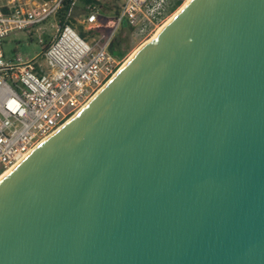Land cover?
Returning <instances> with one entry per match:
<instances>
[{"label":"water","instance_id":"1","mask_svg":"<svg viewBox=\"0 0 264 264\" xmlns=\"http://www.w3.org/2000/svg\"><path fill=\"white\" fill-rule=\"evenodd\" d=\"M0 264H264V0H190L0 179Z\"/></svg>","mask_w":264,"mask_h":264},{"label":"built area","instance_id":"2","mask_svg":"<svg viewBox=\"0 0 264 264\" xmlns=\"http://www.w3.org/2000/svg\"><path fill=\"white\" fill-rule=\"evenodd\" d=\"M174 1L120 0V15L110 21L112 31L83 37L59 16L65 0H0L1 175L68 123L124 65V58L111 52L123 22L134 34L146 35L164 23ZM100 9L96 3L86 5L81 21L86 31L102 26ZM51 19L54 36L40 40L43 46L48 42L43 62L6 57L3 45L11 33L40 30Z\"/></svg>","mask_w":264,"mask_h":264},{"label":"rangeland","instance_id":"3","mask_svg":"<svg viewBox=\"0 0 264 264\" xmlns=\"http://www.w3.org/2000/svg\"><path fill=\"white\" fill-rule=\"evenodd\" d=\"M103 3H112L114 5H118V3L115 0H101ZM188 0H184L183 5ZM120 3V0L118 1ZM182 5V6H183ZM181 6V7H182ZM85 5L80 1L77 0L76 5L72 9V16L79 22L86 17L85 13ZM178 8L175 12L171 13L167 19L164 21V23L171 18L177 11H179ZM114 19L113 13L108 12L105 9H100L99 13V20L102 23V26L97 28L98 33H103L105 35H108L112 30H110V21ZM53 20H49L46 24L41 26L40 30L33 31V32H27V31H16L11 33L6 39L5 43L3 45V50L8 59L14 60L18 56H21L26 59H33L37 57L38 61H44L43 60V51L44 46L40 42L41 39L44 41H49L54 36V29H53ZM163 23V24H164ZM161 24L160 27L163 25ZM72 26L76 29L78 33H80L79 30V24ZM159 27L154 29L153 31H150L148 34L143 36H138L133 33L131 30H125L122 33L120 30L118 31L117 35H122L123 37H127L129 41L130 51L128 54L124 57V61L126 62L129 57L134 53L136 49H138L142 44L150 40L158 31Z\"/></svg>","mask_w":264,"mask_h":264},{"label":"trees","instance_id":"4","mask_svg":"<svg viewBox=\"0 0 264 264\" xmlns=\"http://www.w3.org/2000/svg\"><path fill=\"white\" fill-rule=\"evenodd\" d=\"M73 1L74 0H65L64 8L61 10L60 15H59L60 18L62 19V22L71 23L73 25L79 24L80 34L83 37H87V35L94 36L95 34H98V31L95 29L86 31L84 29V25L79 23L73 16L69 18L67 17L72 7ZM80 1L85 6L92 4V3H96L101 7L102 10L105 9L108 12L113 13L114 18L120 15V12H121L120 3L118 2L119 0H115L118 3V5H114L112 3H103V1H98V0H80ZM183 3H184V0H175L173 5L170 8V13L175 12L178 8H180L183 5ZM125 30H130V31L132 30V28L129 26V24L126 21L123 22L120 32L122 33ZM47 47H48V42L45 43L44 48H47ZM129 51H130V46H129L128 38L123 37L120 34L116 35L113 40L112 46H111V52L119 58H124L128 54ZM1 173L2 172L0 171V175Z\"/></svg>","mask_w":264,"mask_h":264},{"label":"bare ground","instance_id":"5","mask_svg":"<svg viewBox=\"0 0 264 264\" xmlns=\"http://www.w3.org/2000/svg\"><path fill=\"white\" fill-rule=\"evenodd\" d=\"M188 1H190V0H188ZM188 1H187V2H188ZM187 2H186V3H187ZM186 3H185V4H186ZM185 4H184V5H185ZM184 5H183V6H184ZM183 6H182V7H183ZM182 7H181V8H182ZM177 12H178V11H177ZM177 12H176V13H177ZM176 13H175V14H176ZM175 14H174V15H175ZM174 15H173L171 18H169V19H168V20H167V21H166L161 27H159L157 33H158V32H159V31H160V30H161V29H162V28H163V27H164V26H165V25H166V24H167V23H168V22L174 17ZM157 33H156V34H157ZM156 34H155V35H156ZM155 35H154V36H155ZM154 36H153V37H154ZM143 45H144V44H142L138 49H136V50L134 51V53L129 57V59H130V58H131V57H132V56H133V55H134V54H135V53H136V52H137V51H138ZM129 59H128V60H129ZM128 60H127V61H128ZM127 61H126V62H127ZM126 62H125V63H126ZM125 63H124V64H125ZM10 170H11V169H9L8 171H6V172L3 173L2 175H0V179H1L3 176H5Z\"/></svg>","mask_w":264,"mask_h":264}]
</instances>
